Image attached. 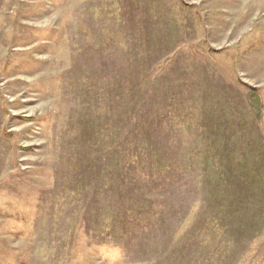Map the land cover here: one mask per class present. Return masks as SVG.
Listing matches in <instances>:
<instances>
[{"label": "rangeland", "instance_id": "1", "mask_svg": "<svg viewBox=\"0 0 264 264\" xmlns=\"http://www.w3.org/2000/svg\"><path fill=\"white\" fill-rule=\"evenodd\" d=\"M0 264H264V0H0Z\"/></svg>", "mask_w": 264, "mask_h": 264}]
</instances>
